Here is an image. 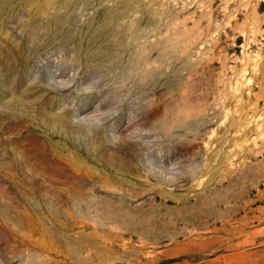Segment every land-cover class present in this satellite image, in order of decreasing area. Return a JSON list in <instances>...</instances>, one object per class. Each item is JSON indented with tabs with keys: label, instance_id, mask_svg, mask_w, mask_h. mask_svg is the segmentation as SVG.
<instances>
[{
	"label": "rangeland",
	"instance_id": "1",
	"mask_svg": "<svg viewBox=\"0 0 264 264\" xmlns=\"http://www.w3.org/2000/svg\"><path fill=\"white\" fill-rule=\"evenodd\" d=\"M0 264H264V0H0Z\"/></svg>",
	"mask_w": 264,
	"mask_h": 264
}]
</instances>
